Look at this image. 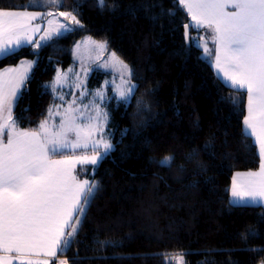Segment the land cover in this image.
<instances>
[{"label": "trees", "instance_id": "1", "mask_svg": "<svg viewBox=\"0 0 264 264\" xmlns=\"http://www.w3.org/2000/svg\"><path fill=\"white\" fill-rule=\"evenodd\" d=\"M29 1L0 0V9L72 12L81 26L0 58V69L35 61L13 108L19 128L35 130L45 119L54 102L46 84L71 64L70 46L85 34L106 38L137 85L128 104H110L111 152L76 172L94 178L98 190L71 248L59 255L69 264H168L165 257L177 253L185 264L264 262V207L234 206L229 197L233 174L260 164L243 128L246 93L225 84L200 48L185 42L183 25L191 22L178 0H106L103 9L96 0ZM197 32L190 27L191 37ZM167 155L175 162L161 167ZM250 229L257 235L248 236Z\"/></svg>", "mask_w": 264, "mask_h": 264}, {"label": "snow or ice", "instance_id": "2", "mask_svg": "<svg viewBox=\"0 0 264 264\" xmlns=\"http://www.w3.org/2000/svg\"><path fill=\"white\" fill-rule=\"evenodd\" d=\"M49 2L55 4L57 0ZM96 3L101 9L106 7V0H96ZM178 4L191 17V23L183 25L186 40H191L189 47L203 46L204 54L209 55L211 50L207 40L201 45L200 37L188 36L190 27L197 31L209 29L218 73H223L225 83L231 88L247 95V115L243 123L247 135L254 138L253 145L258 147L260 166L259 171L236 173L230 204L264 207V0H178ZM112 7L115 10V5ZM228 7L233 11H226ZM168 14L174 15L171 10ZM40 15L38 11L0 9V57L14 55L22 44H33L31 34L39 31V25L33 26L32 21ZM59 15L80 25L70 12ZM48 23L52 24V21ZM72 30L70 24H59L54 31L56 35H63ZM49 39L50 34L40 38L41 41ZM41 46L40 41L35 42V47ZM98 47L103 49L106 45L99 44ZM115 55L112 53L113 57ZM22 63L31 68L35 61ZM120 64L127 75L122 76L118 98L128 102L137 85L132 82V70L122 61ZM26 79L27 72L18 68H7L0 73V253H3L0 264H12L13 259L20 260L21 264H40L26 259L28 254L38 251L52 257L57 253L66 254L81 217L98 190L94 180L78 179L73 174L74 166H95L113 149L103 132L108 114L99 110L95 115L84 117L87 123L83 125L77 123L80 116L66 112L55 130L49 131L47 121H44L39 125L40 133L18 131L11 112L22 96ZM98 96L100 101L104 100L102 94ZM232 102L235 105L237 100ZM5 112L7 116H3ZM70 132L75 133V141L68 139ZM94 134L100 139H93ZM208 147V144L204 145V150ZM78 148L85 152L91 150L94 154L75 159H51L66 149L75 152ZM197 155L198 152L193 150L187 159L192 161ZM174 162V156H166L159 165L170 168ZM240 177L244 179H238ZM67 228L71 231L66 232ZM256 235L255 231L249 230L248 236ZM9 253L17 255L12 257ZM59 264L69 262L61 260Z\"/></svg>", "mask_w": 264, "mask_h": 264}, {"label": "rangeland", "instance_id": "3", "mask_svg": "<svg viewBox=\"0 0 264 264\" xmlns=\"http://www.w3.org/2000/svg\"><path fill=\"white\" fill-rule=\"evenodd\" d=\"M60 1L61 0H57V3L53 4L50 3L49 0H30L28 3L30 5L32 4L34 6L43 7L48 4H52L54 6L59 5ZM60 12H67V11L50 9L43 14V17L45 15V17L42 19L44 29H42L37 39V41H40L41 45H43L44 43L50 40L49 39L47 41H41L40 38L42 36H46L49 34L51 35V38L55 36H59L56 35L54 31L59 24H70L72 29L81 26V22L80 25H76L75 23L71 22L70 19H66L65 17L59 15ZM48 13H52V15L49 16ZM72 15L75 14L72 13ZM49 20L52 21V24L48 23ZM66 33L68 32H64L63 34ZM192 36L200 37L201 45H203L204 40L208 41L207 47L211 50V53L206 56L204 54L203 46H201L200 47L201 57L204 58L206 61H208L211 64L212 68L214 66L213 68L214 71H216V73L218 75H221L222 77V73H218L214 64L215 52L213 51L214 46L211 40V32H209L207 28H201L197 33H194ZM99 44H105L106 47L102 49L98 47ZM38 48L35 47L34 50H37ZM70 52H71V60H72L71 64H69L64 69L57 67L53 78L49 80L46 84L47 88L51 91L54 97V102L49 106L47 116L42 122L47 121V127L49 131H52L58 128L61 119L66 114V112H70L72 115L75 116H80L81 119L78 120L77 123L83 125L87 123L84 117L95 115L97 110L103 111L108 114L107 123L103 127V132L106 133V139H108L112 143L108 131L110 114H111L110 104L112 101L124 102L119 100L118 96H119V91L122 89V85H123L122 76L127 75L126 71L122 68L120 64V61H122L123 64H126L128 68L131 69V67L127 62L122 60L114 52V50L111 49L109 42L106 38L100 39L85 34L73 42V44L70 46ZM112 53L116 54L115 57L112 56ZM27 61H34V60L31 58L22 59L15 65H8L5 68H2L0 70V73H3L4 70L7 68H18L21 71H26L28 78L29 75L31 74L34 64L31 68H28L26 63H22ZM26 80L24 82V85L26 83ZM132 82L135 84L133 80ZM98 94H102L104 96L103 101L99 100ZM124 103L128 104L129 101ZM97 105H99V108H97ZM13 108L11 112V119L15 120L13 118ZM50 109L51 112H49ZM81 113H83L82 116ZM3 116H7V112L3 113ZM5 130L7 131V129ZM38 132L39 133L41 132L40 127L38 128ZM68 139L75 141L76 140L75 133L74 132L68 133ZM93 139L99 140L100 137L98 134H94ZM100 150L101 151L103 150L102 146ZM63 153L65 154L69 153L70 155H73L75 157L82 155L91 156L94 154L91 152V150H87V152H85V150L79 148L76 149L75 152L66 149L64 150ZM163 158L164 157L160 158V160ZM85 174H88L87 170H85ZM87 179L90 182H93L94 180V182L97 184V181L94 178L93 179L87 178ZM68 231H71V228H68L67 232ZM54 260L56 264H59V261L67 260V259L64 256L57 257L52 260L51 264H53ZM47 261H49L50 264V260ZM165 262L168 264H185L184 256L181 253L171 254L166 256ZM257 264H264V262L260 261Z\"/></svg>", "mask_w": 264, "mask_h": 264}, {"label": "crops", "instance_id": "4", "mask_svg": "<svg viewBox=\"0 0 264 264\" xmlns=\"http://www.w3.org/2000/svg\"><path fill=\"white\" fill-rule=\"evenodd\" d=\"M186 10V9H185ZM226 11H233V9L231 8V7H228V8H226L225 9ZM26 11H38V10H26ZM38 12H40V11H38ZM44 13H46V11H42V12H40V16L37 18V19H35V20H33L32 21V24H33V26H36V25H39V31L38 32H35L34 34H31V39H32V41H33V44H27V43H25V44H22V46L21 47H25V46H31L33 49H35V46H34V44H35V42L37 41V39H38V37H39V35H40V33H41V31H42V29H44V25H43V22H42V19L45 17V15H44V17H43V14ZM189 18H190V22H191V17L189 16ZM208 31L209 32H211L209 29H208ZM213 46H214V44H213ZM212 46V47H213ZM20 47V48H21ZM20 48H18L17 50H19ZM214 48H215V46H214ZM214 48H213V51H214ZM16 50V51H17ZM0 58H2V57H0ZM21 61V60H20ZM215 64V63H214ZM15 65V64H14ZM6 67V66H5ZM4 67V68H5ZM213 68H214V66H213ZM1 70V69H0ZM214 70V69H213ZM215 73H216V71H214ZM217 74V73H216ZM217 76L225 83V80L223 79V73H222V77H221V75H218L217 74ZM28 79V78H27ZM225 84H227L228 86H229V83H225ZM246 93V92H245ZM247 115V95H246V113H245V116ZM0 122H2V121H0ZM42 122V121H41ZM40 122V123H41ZM40 123H39V125H40ZM39 125H38V127H37V129H35V130H24V129H21V128H19L17 125V130L18 131H24V132H36V133H39L38 132V128H39ZM243 128H244V131H245V126H244V124H243ZM7 131L5 130V133H6ZM252 139H253V141H254V138L253 137H251ZM3 140H4V142L6 143V141H7V135H5L4 137H3ZM257 151H258V147H257ZM258 154H259V152H258ZM76 157H79V156H76ZM75 156H73V155H70V154H68V155H60V156H57V155H54V156H52L51 157V159H53V160H61V159H75L76 158ZM90 165V164H89ZM88 165V166H89ZM84 166H86V165H83V166H81L80 164H76L75 166H74V168H75V171H74V175L76 174V172H77V170L79 169V168H81V167H84ZM91 166H93V165H91ZM259 166H260V164H259ZM255 171H259V167L256 169V170H248V171H236L234 174H233V177H232V181H233V178L236 176V173H241V174H243V173H247V172H255ZM78 177V176H77ZM78 179H80V180H83V179H87V177H78ZM238 179H244V177H240V178H238ZM232 181H231V185H230V190H229V197H230V201L232 200V196H231V186H232ZM68 229V228H67ZM67 229L65 230L66 232H67ZM0 255H3V253H0ZM8 255H10V256H12V257H15L17 254L16 253H9ZM57 257H62V256H59V253H57V256H55V257H52V256H48V255H46L43 251H38V252H34V253H30V254H28L27 255V257H26V259L27 260H32L33 262H40V264H43V262L44 261H47V260H50V264H51V262H52V260L53 259H55V258H57ZM67 259V258H66ZM12 264H21V261L20 260H18V259H13L12 260ZM48 264H49V261H48Z\"/></svg>", "mask_w": 264, "mask_h": 264}, {"label": "water", "instance_id": "5", "mask_svg": "<svg viewBox=\"0 0 264 264\" xmlns=\"http://www.w3.org/2000/svg\"><path fill=\"white\" fill-rule=\"evenodd\" d=\"M185 29H184V31H183V37H184V40H185V42L187 43V44H189L190 42H191V40L189 39V40H186V38H185ZM188 36L191 38V34H190V28L188 29Z\"/></svg>", "mask_w": 264, "mask_h": 264}]
</instances>
